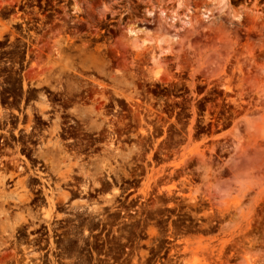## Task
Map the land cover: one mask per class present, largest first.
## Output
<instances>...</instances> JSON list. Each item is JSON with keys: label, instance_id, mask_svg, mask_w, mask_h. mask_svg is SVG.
<instances>
[{"label": "rangeland", "instance_id": "obj_1", "mask_svg": "<svg viewBox=\"0 0 264 264\" xmlns=\"http://www.w3.org/2000/svg\"><path fill=\"white\" fill-rule=\"evenodd\" d=\"M5 2L0 264H264V0Z\"/></svg>", "mask_w": 264, "mask_h": 264}, {"label": "flooded vegetation", "instance_id": "obj_2", "mask_svg": "<svg viewBox=\"0 0 264 264\" xmlns=\"http://www.w3.org/2000/svg\"><path fill=\"white\" fill-rule=\"evenodd\" d=\"M50 90V89H49ZM48 94V93H47ZM43 95V94H42ZM49 95V94H48ZM45 97V95H43ZM58 97V95L56 96ZM11 98H9L10 100ZM66 97H61L60 100L63 101L65 100ZM74 100L78 101V103H75V105H78L80 107H84V106H89V105H86L84 104L85 101H91V98L90 96L87 94V92L83 91L81 94L79 95H76L73 97ZM22 102V101H21ZM27 105L28 103L25 104V109H23V111H20V113H13L12 111V114H10V117H11V120L12 119H17L19 116H25L26 114V108H27ZM112 106H113V111H115V108H117V106H115L112 102ZM73 107V106H72ZM72 107H67L63 113H65L67 110L71 109ZM61 106L60 105H57V104H52L49 109H50V112L46 114V117H44L43 115L41 116V120L44 121L46 123V125H44L46 127V129H49L51 126L53 127L54 125V121L57 119V116L59 114H63L61 112ZM105 110V109H104ZM53 124V125H52ZM8 125V123H7ZM62 127L64 128V133L63 134H66V132H71V133H75V134H78L80 131L79 130H76V123L73 122L72 120H70V122L66 123V124H62ZM45 129V130H46ZM45 130H42L41 132H45ZM106 134L105 131H102V133H93L91 135H89L87 137V139H83V140H80V142L78 141V138H75V139H67L65 140V142H74V140L76 141V148H85L86 150H92L94 148H98L100 145H102L103 143L98 141L100 138H104V135ZM129 134H122V135H119V138H123V137H126L128 136ZM79 136H82V134H80ZM40 139L42 140V136L40 137ZM39 144L38 142L36 144H29V142H25L21 145V147L28 152V150L32 147H38ZM22 157H24L22 155ZM33 158H35L34 155H32ZM25 158V157H24ZM37 162H34L33 164H31L32 168L34 169V172L36 173V175H32V177L38 181H41V180H45L44 178H42L41 176L43 175H47L46 174V171H43L42 170H45L46 169V166H44L43 164V160H40L38 158H36ZM11 165V163H10ZM17 169H20V167H18ZM36 169H40L39 171H35ZM26 170H28L26 168ZM46 179H49L46 178ZM11 180V179H10ZM35 187L39 188V187H42L43 188V185H36Z\"/></svg>", "mask_w": 264, "mask_h": 264}, {"label": "bare ground", "instance_id": "obj_3", "mask_svg": "<svg viewBox=\"0 0 264 264\" xmlns=\"http://www.w3.org/2000/svg\"><path fill=\"white\" fill-rule=\"evenodd\" d=\"M9 1V0H8ZM14 0H10V2H5V3H7V4H12V2H13ZM147 30V29H146ZM145 32V31H144ZM149 31L147 30V33H148ZM146 33V32H145ZM167 33V32H166ZM166 33H161V32H158V33H156L155 34V37L156 38H161V37H165L166 36ZM152 35V34H151ZM41 110H42V108H41ZM41 114H42V111H41ZM29 126L27 125V128H28ZM111 127V126H110ZM111 145H112V143L110 144V147H111ZM72 168V167H71ZM61 180H63V175H61ZM84 188V187H83ZM44 195H45V197H46V199H47V201H49L50 199L46 196V193H44ZM29 196V195H28ZM68 197V193L67 192H61L60 194H58V199L59 200H65L66 198ZM31 198V197H30ZM43 214H45V216L46 217H49V212L48 211H45Z\"/></svg>", "mask_w": 264, "mask_h": 264}]
</instances>
